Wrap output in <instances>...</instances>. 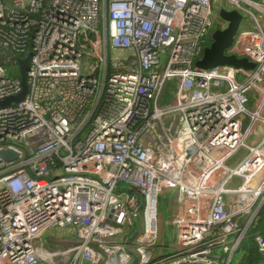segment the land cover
Masks as SVG:
<instances>
[{"label": "built area", "instance_id": "obj_1", "mask_svg": "<svg viewBox=\"0 0 264 264\" xmlns=\"http://www.w3.org/2000/svg\"><path fill=\"white\" fill-rule=\"evenodd\" d=\"M226 1L0 0V100L31 55L27 95L0 106L18 154L0 157V264H244L248 239L264 255V0ZM223 9L242 15L226 54L251 68L196 66ZM55 226L72 246H45Z\"/></svg>", "mask_w": 264, "mask_h": 264}, {"label": "rangeland", "instance_id": "obj_2", "mask_svg": "<svg viewBox=\"0 0 264 264\" xmlns=\"http://www.w3.org/2000/svg\"><path fill=\"white\" fill-rule=\"evenodd\" d=\"M223 4L229 9L232 8V6H230L226 0H223ZM214 10H215V7H214ZM214 21H215V28L225 29L227 27V22L220 15L218 16L214 15ZM210 41L211 40H209V42ZM173 82L174 81H170L168 85L166 86V88L164 89L163 101L168 100L174 93L175 83ZM255 139H257V136L253 134L248 139V143H252ZM245 154H247V151L243 150V148H240L237 151L236 156L242 157ZM229 164L232 165V161ZM175 210H176V199H175L174 191L172 189H166L161 194H159V199H158L157 246L165 245L166 247H171L172 244H174L175 229L172 223V219H173ZM43 239L45 242V246H47L48 248L52 250H58V249L63 250L69 246H72V243L70 241L74 239V233L72 231H69L67 228H60L58 226H55L43 235ZM246 243L249 244L248 241H246ZM169 253H170V250L168 249L164 250V255H167ZM238 257H239V253L235 255L234 260H237Z\"/></svg>", "mask_w": 264, "mask_h": 264}, {"label": "water", "instance_id": "obj_3", "mask_svg": "<svg viewBox=\"0 0 264 264\" xmlns=\"http://www.w3.org/2000/svg\"><path fill=\"white\" fill-rule=\"evenodd\" d=\"M221 17L228 22V26L223 30L215 31L213 35V42L203 51L201 59L196 61V66L199 68L209 69L211 67L223 64H230L236 67L251 68L253 63L246 59H239L233 55H227L226 49L231 46L234 36L236 35L242 15L237 10L228 11L223 9L220 13ZM31 55L20 60L22 91L13 97L0 100V106H6L12 102L22 100L28 93L27 69ZM18 154L12 150H1L0 157L2 160H11L16 158Z\"/></svg>", "mask_w": 264, "mask_h": 264}, {"label": "trees", "instance_id": "obj_4", "mask_svg": "<svg viewBox=\"0 0 264 264\" xmlns=\"http://www.w3.org/2000/svg\"><path fill=\"white\" fill-rule=\"evenodd\" d=\"M175 83V81L173 82ZM264 232V212L258 217L257 221L250 227L249 233ZM249 244H245L246 254L244 256L245 264H258L264 262V255L258 251V245L254 239H248Z\"/></svg>", "mask_w": 264, "mask_h": 264}, {"label": "bare ground", "instance_id": "obj_5", "mask_svg": "<svg viewBox=\"0 0 264 264\" xmlns=\"http://www.w3.org/2000/svg\"><path fill=\"white\" fill-rule=\"evenodd\" d=\"M230 65V64H229ZM233 66V65H232ZM236 67V66H235ZM245 244H246V241H245Z\"/></svg>", "mask_w": 264, "mask_h": 264}, {"label": "crops", "instance_id": "obj_6", "mask_svg": "<svg viewBox=\"0 0 264 264\" xmlns=\"http://www.w3.org/2000/svg\"><path fill=\"white\" fill-rule=\"evenodd\" d=\"M62 264V263H61Z\"/></svg>", "mask_w": 264, "mask_h": 264}]
</instances>
